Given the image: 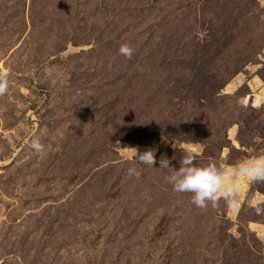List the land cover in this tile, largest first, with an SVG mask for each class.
Wrapping results in <instances>:
<instances>
[{
    "label": "rangeland",
    "instance_id": "rangeland-1",
    "mask_svg": "<svg viewBox=\"0 0 264 264\" xmlns=\"http://www.w3.org/2000/svg\"><path fill=\"white\" fill-rule=\"evenodd\" d=\"M0 73V264H264V182L162 166L264 157V0H0Z\"/></svg>",
    "mask_w": 264,
    "mask_h": 264
},
{
    "label": "clouds",
    "instance_id": "clouds-1",
    "mask_svg": "<svg viewBox=\"0 0 264 264\" xmlns=\"http://www.w3.org/2000/svg\"><path fill=\"white\" fill-rule=\"evenodd\" d=\"M133 49L128 45L119 48L121 55L128 59L133 56ZM8 77L6 73H0V95L8 90ZM30 147L40 155H46L45 146L39 139H34ZM131 153V158L139 165L153 166L155 163L156 148H147L140 151L136 148ZM196 156L187 151L183 155L178 168L170 166L167 159L163 161V167L172 168V173L167 177V182L177 193L191 195V203L199 208H205L208 204L215 203L221 198L233 199L241 191V180L251 183L264 182V157L241 160L235 165H227L223 168L215 163L206 166H197ZM160 163V162H159ZM130 175L139 177L140 172L132 168Z\"/></svg>",
    "mask_w": 264,
    "mask_h": 264
}]
</instances>
